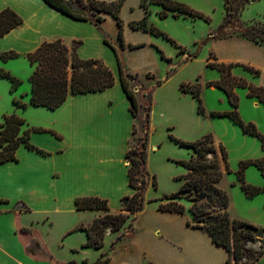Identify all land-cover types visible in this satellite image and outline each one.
<instances>
[{
	"label": "crops",
	"instance_id": "crops-1",
	"mask_svg": "<svg viewBox=\"0 0 264 264\" xmlns=\"http://www.w3.org/2000/svg\"><path fill=\"white\" fill-rule=\"evenodd\" d=\"M143 1L123 0L120 11L123 35L120 38L118 20L108 12L99 13L104 20L97 26L90 20L72 18L43 0H0V8L10 7L23 18L21 25L0 37V51L15 50L26 55L44 40L61 38L66 44L67 41L80 40L82 43L77 49L80 57L102 59L116 75L113 87L70 94L55 110L29 105L56 119L44 126H34L30 131V142L41 151L22 143L16 151L17 160L0 163V264H66L70 261L93 264L102 255L107 264H227L230 256L227 248L215 243L207 230L189 224L192 220L191 202L181 200L187 209L184 213L160 210L161 197L150 194L151 183L145 191V198L152 201L133 214L134 220L130 218L119 231L107 230L101 248L84 246L88 233L80 227L91 225L106 211L80 210L76 200L91 196L106 199L109 212L117 214L126 212L128 201L125 196L135 192L129 185L127 152L134 145L133 129L137 118L130 110L131 101L121 83L116 51L104 41L105 36L111 38L127 72L146 77L144 84L149 88L155 84H150L148 74L161 81L151 93L147 151V170L151 175H158L159 168L154 163L160 150L154 139L155 133L161 130L162 145L169 126L174 127L177 118L186 117V110L179 107L191 96L182 92L180 85L192 80L201 67L191 78L185 75L175 77V73L185 71L194 61L207 67L213 54L214 61L240 64L232 68L233 75L256 86H264L263 44L234 34L205 45L204 57L186 59V54L182 53L177 63L175 56L170 57L165 52L169 40L150 30L134 28L132 23L147 15L149 26L178 39L169 29L170 21L195 19L172 13L162 18L159 15L162 5L149 3L147 10ZM176 1L196 7L191 0ZM176 49L177 55L178 47ZM162 53L165 55L163 59L172 58L167 60V66L160 65L159 55ZM242 65L258 69L260 74H253ZM174 67L175 71L168 76V70ZM218 74L215 78H204L205 85L220 79ZM210 88L213 91L218 89L216 86ZM235 91L239 96L241 116L264 132V104L257 98L248 97L247 88L239 87ZM220 100H225L223 94ZM232 108L230 103L229 109L224 111ZM145 116L141 108L139 117L144 119ZM38 128L41 131H37ZM175 191L177 187L163 189L161 194ZM243 215L231 214L256 225L258 240L264 247V218ZM36 243L51 257L44 254ZM255 244L250 243L249 247L258 249ZM31 247L36 251L29 253ZM262 263L264 256L255 264Z\"/></svg>",
	"mask_w": 264,
	"mask_h": 264
},
{
	"label": "trees",
	"instance_id": "trees-1",
	"mask_svg": "<svg viewBox=\"0 0 264 264\" xmlns=\"http://www.w3.org/2000/svg\"><path fill=\"white\" fill-rule=\"evenodd\" d=\"M52 8L78 20H90L99 26L104 18L99 13H111L120 25V38L123 35V20L120 15L123 0L103 1V0H43ZM160 4L163 9L160 11V17H167L170 13L174 16L185 15L193 18H202L208 20V17L192 8L184 2L176 0H144L143 6L148 10V4ZM224 5L228 15L234 9L233 0H224ZM23 23L22 16L10 7L0 8V37L5 36L11 30ZM134 28H143L150 30L155 35H161L179 47L180 53L185 49L178 45L174 39L166 33L149 26L147 15L140 21L132 23ZM230 27L234 32L253 42L264 45V24L260 26L237 23L228 19L223 22L220 28L222 37L227 36L225 30ZM231 35V34H228ZM104 41L112 46L116 51L120 69V79L122 86L131 101L130 110L137 118L140 125L144 126L145 134L128 150L127 159L129 165V185L135 189L134 194L125 196L128 201L126 212H109L108 201L100 197H81L76 200L80 210H104V215L98 216L89 226H81L88 233V240L84 246H93L101 248L104 245L105 234L107 230L119 231L123 225L131 218V215L138 213L145 205V191L151 184L157 186L155 175H151L147 170V151L151 112V93L155 86L161 81L157 80L154 86L148 88L147 98L140 102L138 95L130 87V80L138 77V74L127 72L124 68V62L117 49L113 46L111 38L105 36ZM74 46L69 47L61 38L44 40L35 50L26 54L34 70L30 76L31 94L29 103L20 98H14V104L18 107L26 108L28 105L44 106L50 109H57L68 98L70 94H80L87 92H98L113 87L116 82V75L113 70L99 58H82L76 52V48L82 43L80 40L73 41ZM20 53L15 50L0 51V60L8 61L19 57ZM194 57V54H188ZM213 54L210 55L212 58ZM162 57L165 58L164 53ZM238 63H223L218 61H209L207 66L217 69L221 73L218 80L208 82L209 86H216L223 89L229 98L233 108L228 111H212L214 116H227L238 123L245 132L259 137L264 148V134L261 133L253 122H246L241 117L238 110L239 96L236 88H247L248 97L257 98L264 104V86H256L249 83L243 77L232 74V68ZM255 75L260 71L248 65H242ZM0 75L10 79L12 91H15L21 84V80L12 75L9 71L1 70ZM151 75V76H150ZM154 78V75L148 74ZM181 91L192 93L198 100L199 112H204L205 107L201 96L202 87L200 83L182 82ZM141 108L145 109V119L139 117ZM26 123L25 119L12 113L5 115L4 121L0 123V163L8 160H17L16 151L19 145L25 143L31 149H37L30 142V131L21 133L22 126ZM41 131L40 128L36 129ZM138 132V125H134V135ZM181 145L191 146L194 150L192 156L187 160H180L178 163L185 166L188 172L183 176L184 182L179 190L164 194L160 200V210L184 213L185 205L182 199L191 202L189 211L192 214V220L189 221L194 227L207 230L215 243L227 248L230 253L227 264H255L264 256V247L261 245L258 249L249 247L250 243L258 240V227L245 220L237 219L231 216L229 211L230 197L228 193L218 186L223 175L222 162L226 161L227 152L224 147L220 150L214 143L212 134H207L202 138L186 142L179 140ZM255 165L264 174V156L258 159H248L240 162L238 178L241 188L248 197H254L259 193H264V185H253L245 180V170L248 166ZM2 200H0L1 202ZM133 220L135 216L132 217ZM26 230V229H25ZM120 238V237H119ZM38 248L42 249L44 254H48L39 243ZM35 248H28V252H35ZM49 255V254H48ZM51 257V255H49ZM102 255L93 264H107V259ZM66 264H76L70 261Z\"/></svg>",
	"mask_w": 264,
	"mask_h": 264
},
{
	"label": "rangeland",
	"instance_id": "rangeland-1",
	"mask_svg": "<svg viewBox=\"0 0 264 264\" xmlns=\"http://www.w3.org/2000/svg\"><path fill=\"white\" fill-rule=\"evenodd\" d=\"M191 1L196 7L188 3L186 4L204 13L208 17V20L191 17L195 19V21L184 19L180 22L173 23L175 21H170L169 23V29L173 31L174 35L179 40L176 38L173 39H176V43L185 49L183 54H186V59H193L194 57L202 58L207 52V48H204V46L209 45L212 40L238 34L230 27H227L225 30L227 36H221V25L227 19L233 22L234 26L237 23H242L244 26H260L264 24V0H233L234 9L231 14L228 15V18L224 0ZM67 42L69 47L72 48L74 46L73 42ZM166 44L165 52L170 55V57L174 58L175 56L174 60L178 63L182 54L180 53L179 47L177 51L178 54L176 55L177 46L169 41H167ZM77 49L78 48H76V52ZM19 53L20 55L17 58L8 61L0 60V72L1 70L9 71L12 75L21 80L19 87L15 91H12L10 79L0 75V123L4 121L5 115L16 113L26 121L21 129V133H23L26 130L32 131L34 126L50 124L51 121H55L56 117L48 115L45 111L37 110L32 106L30 107V104L26 108L18 107L14 104V98H20L22 101L29 103L31 94L30 76L34 70V66L31 65L25 53ZM188 54H194L195 56L191 58ZM159 57L160 65L164 64V66H167L165 65L167 64V60L172 59L166 58L165 60L162 58V54L159 55ZM212 58H214V56H212ZM212 58L210 61H214ZM197 68H200L201 71L194 76ZM173 71H175V67L172 69L170 68L167 75L170 76ZM218 72L217 69L209 66L206 67L204 63L194 61L185 71L174 74L175 77H182L185 75L191 78L194 76L192 80L184 82L200 83L205 111L199 112L198 100L192 93L188 92L191 96L188 99L189 101H186V103L179 107L181 110H186V117L177 118L175 126H169L170 130L167 131V136L164 137L165 142L162 145L160 144L162 137L159 135L161 130L155 133L154 139L158 145H160V150L157 151L158 156L156 155L154 158V163L156 162L155 165L159 168L158 175L153 174L156 176L157 186L153 184L150 185L152 187L150 194L162 197L164 195V193L161 194L163 189L170 190L177 187V190H179L182 186L184 182L183 176L188 170L184 165L178 163V161L189 159L194 153V150L191 146L181 145L179 140L192 142L207 134H212L214 143L219 150L221 147H224L227 152L226 161L222 162L223 175L218 182V186L225 190L230 197L231 214L234 213L237 217L244 214L247 216L253 215L255 217L264 218V194L259 193L254 197H248L241 188L237 173L241 161L258 159L264 156L262 141L259 137L245 132L243 128L231 118L212 115V111H224L230 107L229 98L223 89L218 87L216 91H213L208 85V82L205 85L204 78L209 79L215 78L216 76L218 77ZM147 77L149 81L152 82L150 84H155L157 82V78H151L148 75ZM144 83H146V77H140L139 75L135 79L130 80V87L138 95L140 100H145V98L148 97L147 91L149 86H145ZM221 94H223L225 98L224 101L220 100ZM143 110L145 112L144 108ZM245 114H247V112H245ZM260 115H262V113ZM137 125L138 132L134 135V143L145 134L144 124L141 126L137 121ZM259 131L264 134L261 129H259ZM173 156H183L184 158L176 159ZM162 159L164 160L163 162ZM245 180L247 183L261 186L264 185V174L255 165H250L245 170ZM182 202L185 203L190 201L182 199ZM133 216L134 215H131V218ZM255 245L257 248L261 245L263 246L260 240H257Z\"/></svg>",
	"mask_w": 264,
	"mask_h": 264
}]
</instances>
